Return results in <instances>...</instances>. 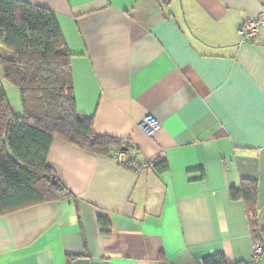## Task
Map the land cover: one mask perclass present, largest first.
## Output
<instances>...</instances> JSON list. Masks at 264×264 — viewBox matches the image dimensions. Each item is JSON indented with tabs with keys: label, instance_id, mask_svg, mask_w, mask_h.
Segmentation results:
<instances>
[{
	"label": "crops",
	"instance_id": "1",
	"mask_svg": "<svg viewBox=\"0 0 264 264\" xmlns=\"http://www.w3.org/2000/svg\"><path fill=\"white\" fill-rule=\"evenodd\" d=\"M23 1L56 14L94 133L133 148L55 139L48 164L72 196L0 216V264H247L264 246V29L242 44L239 27L264 0ZM244 180L259 184V241L230 193Z\"/></svg>",
	"mask_w": 264,
	"mask_h": 264
},
{
	"label": "trees",
	"instance_id": "2",
	"mask_svg": "<svg viewBox=\"0 0 264 264\" xmlns=\"http://www.w3.org/2000/svg\"><path fill=\"white\" fill-rule=\"evenodd\" d=\"M72 58L53 11L23 0H0V62L4 81L19 90L22 107L15 112L0 81V216L71 198L48 164L55 139L104 158L117 159L123 149L133 148L128 140L95 134L94 117L79 111ZM131 164V158L124 162ZM167 167L158 162L153 169ZM230 193L245 202L252 237L259 241L258 181L244 180ZM206 262L227 264L223 256Z\"/></svg>",
	"mask_w": 264,
	"mask_h": 264
},
{
	"label": "built area",
	"instance_id": "3",
	"mask_svg": "<svg viewBox=\"0 0 264 264\" xmlns=\"http://www.w3.org/2000/svg\"><path fill=\"white\" fill-rule=\"evenodd\" d=\"M264 29V3L258 16L245 20L239 27L241 43L254 42L260 32ZM141 130L148 136L154 137L161 129L160 122L153 116H146L140 122ZM153 162L150 165L154 166ZM264 254V246L259 242H254L252 256L247 264H261Z\"/></svg>",
	"mask_w": 264,
	"mask_h": 264
},
{
	"label": "rangeland",
	"instance_id": "4",
	"mask_svg": "<svg viewBox=\"0 0 264 264\" xmlns=\"http://www.w3.org/2000/svg\"><path fill=\"white\" fill-rule=\"evenodd\" d=\"M4 86L6 88L10 103L12 104L13 109L15 110L16 113H21L22 107H21V103H20V94H19V90L9 84L8 82H4Z\"/></svg>",
	"mask_w": 264,
	"mask_h": 264
},
{
	"label": "water",
	"instance_id": "5",
	"mask_svg": "<svg viewBox=\"0 0 264 264\" xmlns=\"http://www.w3.org/2000/svg\"><path fill=\"white\" fill-rule=\"evenodd\" d=\"M72 264H93V263H92V260L89 258H81V259L74 261Z\"/></svg>",
	"mask_w": 264,
	"mask_h": 264
}]
</instances>
